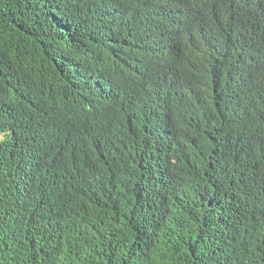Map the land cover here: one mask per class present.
<instances>
[{
	"label": "trees",
	"instance_id": "obj_1",
	"mask_svg": "<svg viewBox=\"0 0 264 264\" xmlns=\"http://www.w3.org/2000/svg\"><path fill=\"white\" fill-rule=\"evenodd\" d=\"M0 264H264V0H0Z\"/></svg>",
	"mask_w": 264,
	"mask_h": 264
}]
</instances>
